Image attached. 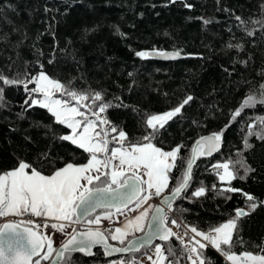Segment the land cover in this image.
<instances>
[{"label":"trees","instance_id":"1","mask_svg":"<svg viewBox=\"0 0 264 264\" xmlns=\"http://www.w3.org/2000/svg\"><path fill=\"white\" fill-rule=\"evenodd\" d=\"M236 17L250 22L248 29L255 35H247ZM257 20L264 21V0H0V72L24 79L44 71L76 91H100L112 105L103 115L133 142L145 134L148 115L172 109L191 96L154 141L164 150L183 145L180 155L185 158L199 138L230 124L219 150L198 157L193 167L189 192L203 186L205 195H189L172 206L184 223L208 230L247 207L243 193L264 201V139L248 134L249 122L264 117V106L247 110L236 122L229 119L241 99L249 93L258 96L264 84V30ZM150 50L177 51L180 57L163 61L136 55ZM4 95L0 174L19 159L39 158L44 174L66 162H86L87 153L57 138L68 130L54 125L46 109L24 103L29 93L22 86L6 87ZM224 162L245 178L220 182L214 165ZM172 175H178L175 169ZM227 187L242 191L226 192ZM157 243L177 253L170 260L186 264L176 236ZM141 250L112 259L127 260ZM232 251L264 255V204L238 221ZM94 252L73 253L71 264L111 260L98 249ZM204 254L206 264H226L211 247Z\"/></svg>","mask_w":264,"mask_h":264},{"label":"snow or ice","instance_id":"2","mask_svg":"<svg viewBox=\"0 0 264 264\" xmlns=\"http://www.w3.org/2000/svg\"><path fill=\"white\" fill-rule=\"evenodd\" d=\"M185 6L191 7L187 4ZM236 19L243 24L247 35H255L254 31L248 29L250 22L241 17ZM256 24L264 30V21L257 20ZM136 55L141 58L159 55L175 59L180 53L141 51ZM30 84L33 87H29ZM11 86H22L29 93L24 102L28 107L46 109L54 125L70 130L59 135V140L70 142L88 156L85 158L86 163L77 165L66 162L62 167L54 168L50 174H44L41 170L44 165L39 158L36 162L19 159L12 169L0 174V218H17L0 225V264H41L42 261H49V264H71L73 253L94 256L96 253L93 249L96 247L102 248L105 257L135 253L150 247L153 239L167 242L173 236L182 246L181 258H186L190 264H206L209 258L205 256L204 250L209 246L231 264H264V255L249 251L238 255L232 251L238 221L248 216L250 210L254 211L264 204V201L257 202L251 194L243 193L248 202L247 207L236 209L235 216L219 226L200 230L196 226L183 225V237L168 226L170 223L174 227H181L176 219L169 220L168 216L176 200L187 199L189 195L197 198L205 195L207 190L203 186L189 192L193 167L198 157L211 156L219 150L224 131L230 126L226 125L219 132L198 139L187 158L180 155L183 145L168 151L158 147L154 141H157L160 130L178 116L193 97L187 96L178 106L168 111L148 115L144 121L145 134L141 140L133 142L128 139L125 131L118 129L103 115L112 105L104 100L100 91H76L49 77L44 71L24 79L10 78L0 72V102L5 99L6 87ZM260 89L258 96L249 93L241 99L229 118L230 122H236L237 117L256 108L258 104L264 106V84L260 85ZM57 92L69 99L56 98ZM257 127L259 130L253 131ZM50 131L55 135L53 129ZM248 134L264 139V117L249 122ZM44 158L47 159V153ZM214 167L217 170L223 169L222 173L217 172L222 182L230 184L234 179L245 178L237 175L235 166L230 168V162L217 163ZM174 169L178 173L176 176L172 175ZM170 183L173 184L171 188ZM224 191L242 190L227 187ZM154 197L160 198L158 205L148 203ZM25 215L52 221L50 224L45 222L43 228L55 230L64 237L59 245L54 247L56 241L53 235L41 231V225L35 220L23 219ZM114 215L124 216L125 220L114 221ZM102 220L118 222L122 226H105L101 229ZM136 232L143 235L125 244L126 238ZM189 233L194 235L190 236ZM184 237L192 243L186 242ZM109 238L122 246L110 244ZM53 255L55 259H52ZM154 255L155 259L151 255L147 256L151 264H164L165 261L168 264H179L178 259H169L177 256L172 248L165 251L157 244ZM110 264L139 262L133 258L127 261L113 260Z\"/></svg>","mask_w":264,"mask_h":264},{"label":"crops","instance_id":"3","mask_svg":"<svg viewBox=\"0 0 264 264\" xmlns=\"http://www.w3.org/2000/svg\"><path fill=\"white\" fill-rule=\"evenodd\" d=\"M87 162V161H86ZM86 162H84V163H86ZM77 165H79V164H77ZM148 203L150 204V203H152L150 200L148 201ZM145 207H147V205H145ZM103 210H100L99 212H102ZM113 211V213H115V210H112ZM130 216L131 215H134V214H129ZM9 217H12V216H9ZM9 217H7V218H9ZM0 219H3V220H5L6 218H0ZM113 219H114V221H116V220H118V221H124L125 220V217L124 216H119V217H117V216H115L114 215V217H113ZM45 222H47V223H52V221H50V220H48V221H45L44 220V223ZM126 222V221H125ZM105 226H107V227H109V228H114V227H117V226H122L120 223H118V222H116V223H110L109 221H107V220H102L101 221V225H100V227H101V229H103ZM77 227H80V226H78L77 225ZM93 227H95V226H93ZM41 231H43L45 234H48V233H51L52 235H53V239L56 241V244L54 245V247L55 246H57L58 244H59V241L61 240V239H63L64 237H62L61 235H60V233H57V232H55V230H52V229H44L43 228V226L41 227ZM136 234H137V232H136ZM135 233L133 234V235H129L127 238H126V241L129 239V238H131V237H133L134 235H136ZM138 235V234H137ZM109 241H112L110 238H109ZM125 241V242H126ZM114 244H118V245H120L117 241H112ZM210 247V246H209ZM154 249H155V246L153 245V246H151L149 249H147V250H145L144 252H142L140 255H138V256H134V257H132V258H130V259H133V258H135L138 262H139V264H151V262L147 259V256H153V258L155 259V255H154ZM243 253V252H242ZM236 254H241V253H236ZM223 258V260L226 262V264H231V262H229V261H227L226 260V258L223 256L222 257ZM130 259H127V260H130ZM113 260H120L119 258L118 259H111V260H109V261H107V262H104V263H98V264H110V262L111 261H113ZM122 260H125V259H122ZM127 260H125V261H127ZM164 264H168L166 261L164 262Z\"/></svg>","mask_w":264,"mask_h":264},{"label":"water","instance_id":"4","mask_svg":"<svg viewBox=\"0 0 264 264\" xmlns=\"http://www.w3.org/2000/svg\"><path fill=\"white\" fill-rule=\"evenodd\" d=\"M163 52H168V53H174V52H177V51H172V50H162ZM148 53H153V52H161V51H158V50H150V51H147ZM149 57H151V58H153V59H156V60H163V61H167V60H174V59H166V58H162V57H160L159 55H149ZM179 57H180V55H179ZM179 57H177V58H179ZM177 58H175V59H177ZM213 133H208V134H206V135H203L202 137H206V136H210V135H212ZM200 139V138H199ZM216 152V151H215ZM215 152H213V153H215ZM165 194H167V193H165ZM160 203V198H159V201H158V203H156L155 205H158ZM114 210V209H113ZM151 215V214H150ZM8 221H11V220H8ZM8 221H4V222H2L0 225H2L3 223H5V222H8ZM143 235V233H140V234H138V235H136V236H133V237H131V238H129L128 240H132L134 237H140V236H142ZM128 240L125 242V244H127V242H128ZM163 242V241H160V240H157V239H153V242H152V245L154 244V243H156V242ZM109 243L110 244H113V243H111L110 241H109ZM114 246H116V247H121L122 245H118V244H113ZM151 245V246H152ZM95 249H99L101 252H102V255H103V257L104 258H106V259H112V258H115V257H117V256H121V255H126V254H115V255H113V256H109V257H105L104 256V254H103V250H102V248H100V247H96V248H94L93 250H95ZM128 254V253H127ZM35 259V258H34ZM52 259H55V255H53V257H52ZM43 264H49V261H47V262H45V263H43Z\"/></svg>","mask_w":264,"mask_h":264},{"label":"built area","instance_id":"5","mask_svg":"<svg viewBox=\"0 0 264 264\" xmlns=\"http://www.w3.org/2000/svg\"><path fill=\"white\" fill-rule=\"evenodd\" d=\"M152 200H154V198H153ZM166 211H167V209H166ZM168 216H169V220H171V219H176L177 222H178L179 224H181V227H179V228L172 226L170 223H169V226L173 227V228L176 230V232H177L180 236H184L185 228L183 227V225H185V224L182 222V220H180V218H178V216H177L172 210H171V211H168ZM22 218H23V219H33V220H35V222H36L37 224H40L41 227H42L43 224H44V219H43V218H39V217H29V216H27V215H25V216L22 217ZM6 219H10V218H6ZM11 219H12V220H15V219H17V218H16V217H12ZM2 221H3V219H0V223H1ZM189 235L191 236V235H194V234L189 233ZM196 239L199 240L198 238H196Z\"/></svg>","mask_w":264,"mask_h":264},{"label":"rangeland","instance_id":"6","mask_svg":"<svg viewBox=\"0 0 264 264\" xmlns=\"http://www.w3.org/2000/svg\"><path fill=\"white\" fill-rule=\"evenodd\" d=\"M39 73V72H38ZM59 92H57V93H55V97L56 98H60V99H62L61 98V96H59ZM74 103H75V101H74ZM74 103H72V104H74ZM175 108V107H174ZM168 110H170V109H168ZM168 110H166V111H168ZM163 112H165V111H163ZM163 112H160V113H163ZM155 114H159V113H155ZM68 131H70V130H68ZM173 149V148H172ZM169 150H171V149H169ZM165 151H168V150H165ZM223 172V169H220V173H222ZM219 181H220V179H219ZM220 182H222V181H220ZM222 183H227V181H223ZM224 187V186H223ZM150 204H154V203H150ZM155 205V204H154ZM227 222V221H226ZM225 223V222H224ZM223 224V223H222ZM172 231L174 232V233H176V231L174 230V229H172ZM138 233H140V232H137V234ZM136 234V233H135ZM177 234V233H176ZM178 235V234H177ZM134 236H136V235H134ZM184 239H185V241L186 242H188L189 244H191L192 242L191 241H188V238H185L184 237ZM199 240H200V238H199ZM158 243H156V244H154V246L155 245H157ZM143 250H145V248L144 249H142L141 251H143ZM141 254V253H140ZM139 254V255H140ZM186 264H190V261H188L187 259H186Z\"/></svg>","mask_w":264,"mask_h":264},{"label":"bare ground","instance_id":"7","mask_svg":"<svg viewBox=\"0 0 264 264\" xmlns=\"http://www.w3.org/2000/svg\"><path fill=\"white\" fill-rule=\"evenodd\" d=\"M150 201H151L152 203L156 204V203H158L159 198H155V197H154V200H150ZM172 211H173V210H172ZM173 212H174V211H173ZM175 214H176V213H175ZM176 215H177V214H176ZM177 216H178V215H177ZM182 222H183V221H182ZM183 223H184V222H183ZM184 224L187 225L186 223H184ZM78 226H79V225H78ZM168 226H169V225H168ZM169 227H171V226H169ZM172 229H174V228L172 227ZM174 230H175V229H174ZM175 231H176V230H175ZM176 233H177V232H176ZM177 234H178V233H177ZM178 235H179V234H178ZM179 236H180V235H179ZM181 237H183V236H181ZM185 238H187V237H185ZM197 238L199 239V237H197ZM157 242H158V241H157ZM157 242H156V243H157ZM163 242H165V241H163ZM156 243H154V244H156ZM154 244H153V245H154ZM153 245H152V246H153ZM150 247H151V246H150ZM150 247H149V248H150ZM95 250H96V249H95ZM98 250H99V249H98ZM93 251H94V250H93ZM99 251H100V250H99ZM101 253H102V252H101Z\"/></svg>","mask_w":264,"mask_h":264}]
</instances>
